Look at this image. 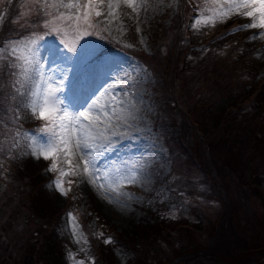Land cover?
Listing matches in <instances>:
<instances>
[{"label": "trees", "instance_id": "trees-1", "mask_svg": "<svg viewBox=\"0 0 264 264\" xmlns=\"http://www.w3.org/2000/svg\"><path fill=\"white\" fill-rule=\"evenodd\" d=\"M188 1L180 5L165 32L152 34L150 52L101 38L94 57L120 50L149 70L155 78L153 92L160 119L177 132L166 142L171 162L169 192L179 198L196 192L205 199L208 193L216 194L223 210L212 220L191 204L188 211L193 220H189L156 203L153 219L132 231L111 234L103 226L97 234L127 246L135 264H198L194 257L202 253L213 255L221 264H255L264 260V235L258 229L242 230L235 212L245 207L251 179L264 173V99L255 101L252 88L245 90L250 80L238 81L236 71L230 73L223 55L214 57V50L188 63L192 50L210 48L212 40L225 35L221 29L207 39L203 28L192 22L199 15L198 7L192 8ZM20 4L21 0H4L0 7V41L33 33L46 38V17L21 16ZM11 71L0 61V264H59L62 253L54 231L65 208L52 209L45 200H37L41 181L19 157L18 147H12L17 129L36 130L46 121L29 122L19 107L20 95L10 86ZM196 183L201 190H196ZM232 188L241 194L236 200L231 197ZM82 223L88 234L87 222ZM261 223L264 226V219ZM89 236L96 263L113 264L110 253L102 249V240L96 234Z\"/></svg>", "mask_w": 264, "mask_h": 264}, {"label": "rangeland", "instance_id": "rangeland-1", "mask_svg": "<svg viewBox=\"0 0 264 264\" xmlns=\"http://www.w3.org/2000/svg\"><path fill=\"white\" fill-rule=\"evenodd\" d=\"M185 1L149 0L150 6L142 8L138 17L130 8L122 5L118 10L121 13L120 19L107 25L110 31H103L106 25L100 24L96 29L99 35L83 36L76 45L75 53L68 52L62 37L48 28L46 32L48 36L39 41V60L43 71L47 75L54 76L56 80L63 81V92L60 98L64 104L69 105L70 112L83 111L95 100H99L102 105L107 104L108 108L105 110L110 111L114 105L113 97L116 101H122L116 105V110L119 115L127 118L128 122L125 124L122 119H113V124H119V127L115 128L117 138L113 137L116 140H112V151L105 153L104 164L110 167L113 164L116 167L127 165L129 171L143 165V174L139 176L137 183L122 185L121 190L128 195L119 197L121 203H109L101 195L100 189L89 183L87 176L71 174L77 163L83 166V161L79 160V153L70 157L71 166L64 162L63 155L58 156L57 171H49L52 160H45L43 157L37 159L26 147L28 140L25 133L38 138L43 137L44 134L37 131L38 129L20 132L19 157L26 161L29 171L41 181L39 191H36L37 200H45L52 209L65 208L54 231V238L59 243L62 253L59 264H79L81 260L84 264H97V255L89 234H96L97 240H102V249L110 253L113 264H135L127 246L113 239L112 243L106 244L104 241L109 237L101 235L100 239V234L98 235L97 232L104 229L103 226L108 228L111 234L130 232L138 224L153 219L152 212L155 210L156 203L171 208L175 215H184L189 220H193L192 213L188 211V206L191 204L198 205L212 220H215V216L218 213L221 214L223 210L222 201L216 194L208 193L205 199L196 192L195 196L179 198L169 192L167 177L171 162L166 142L169 137L177 136V132L169 122L160 119L153 92L155 78L149 70L137 58L120 50H109L94 57V51L101 38H106L124 48L143 49L145 52H150L152 34L156 31L165 32L172 16L180 11V5L186 3ZM191 1L198 7L195 11L199 13L192 22L203 28L201 30L206 38H212L215 31L221 29L225 31V35L223 39L212 40L210 48L192 50V53L188 55V63L192 65L210 49L214 50L212 53L215 54L214 57L223 55V61L230 73L236 71L237 76L239 75L238 81L250 80L245 90L252 88L255 101H263L264 35L260 33L264 30L253 28L236 30L239 26L250 23L249 18L241 15H232L214 26L212 24L202 26L196 23L201 13L206 8L210 9L216 4L222 5L227 0H203L205 1L203 3L201 0H190L188 2L191 4ZM3 2H0V7ZM125 13L127 15H124ZM36 14L38 10L33 0H21L19 15L30 17ZM95 19L102 20L103 17ZM137 28L140 31H137ZM141 40L144 42L141 43ZM128 45L132 46L128 47ZM65 57L68 59L66 60ZM251 81L252 84H250ZM259 84H261L260 88ZM65 97L70 98L71 103ZM19 107L27 115L29 122L44 121L33 116L30 109L25 107V100L21 96ZM121 109L124 111L121 112ZM61 168L64 169L65 175L60 179L62 187L68 190L67 195H62L52 183L60 176ZM196 178L198 179V176ZM195 187L196 190L202 189L198 183ZM250 187V190L245 193V207L235 212L236 222L246 233L258 229L259 234L264 235V226L261 223L264 219V173L252 178ZM230 192L235 200L238 195H241L237 194L234 188ZM69 213L74 219L70 218ZM81 219L87 222L88 234ZM99 219L101 225H98ZM90 230H96V233ZM196 238L199 240L198 237ZM206 255L202 253L194 258L198 264H221L217 258H213V255L211 257ZM255 264H264V260Z\"/></svg>", "mask_w": 264, "mask_h": 264}, {"label": "snow or ice", "instance_id": "snow-or-ice-1", "mask_svg": "<svg viewBox=\"0 0 264 264\" xmlns=\"http://www.w3.org/2000/svg\"><path fill=\"white\" fill-rule=\"evenodd\" d=\"M33 3L38 15L50 17L44 20V27L60 35L70 53L76 52V45L83 36L99 35L96 29L100 24L106 25L103 31H110L107 25L120 19L121 13L118 10L122 5L130 8L137 17L142 8L150 6L149 0H33ZM232 15L250 19V23L241 25L236 30L246 28L264 30V0H227L222 5L216 4L210 9L206 8L196 23L214 26ZM99 17L103 19H95ZM2 22L3 17H0V24ZM136 30L140 31L139 28ZM260 35H264V32ZM42 39L43 37L33 33L26 38L0 41V61L12 70L11 88L16 95L25 100V107L30 109L33 116L46 121L37 130L44 134L43 137L38 138L25 133L28 140L26 147L37 159L41 157L45 160L51 159L52 163L48 170L52 172L57 171L58 156L63 155L64 162L71 166L70 157L79 153V160L83 161V166L77 163L71 174L87 176L89 183L98 187L101 195L109 203H121L119 197L128 195L121 190L122 185L137 183L139 176L143 174V165L129 171L127 165L116 167L113 164L110 167L104 164L105 153L112 151V140L117 135L115 128L119 127V124H113V119H122L125 124L128 122L127 118L119 115L116 110V105L122 101H116L113 97L114 105L110 111L105 110L108 108L107 104L102 105L99 100H95L83 111L70 112L69 105L64 104L60 98L63 81L45 74L40 64L38 45ZM143 42L141 40V43ZM65 98L71 103L70 98ZM122 111L124 110L121 109ZM20 135L17 129L15 136L12 137V147H19L17 138ZM2 167L0 164V168ZM59 173L60 176L52 183L62 195H67L68 190L62 187L60 179L65 175L64 169H59ZM69 216L72 218L71 213ZM104 242L108 244L113 241L109 237ZM79 264H84V261L81 260Z\"/></svg>", "mask_w": 264, "mask_h": 264}, {"label": "bare ground", "instance_id": "bare-ground-1", "mask_svg": "<svg viewBox=\"0 0 264 264\" xmlns=\"http://www.w3.org/2000/svg\"><path fill=\"white\" fill-rule=\"evenodd\" d=\"M124 134V133H123ZM122 135V134H121ZM125 135V134H124ZM117 138V135L115 136ZM116 140L115 138L113 139V141ZM107 153H110V152H107Z\"/></svg>", "mask_w": 264, "mask_h": 264}]
</instances>
